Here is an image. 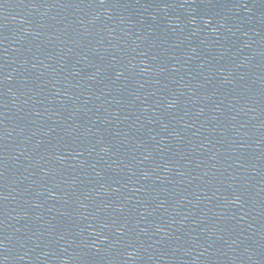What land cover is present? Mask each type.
I'll use <instances>...</instances> for the list:
<instances>
[{"label":"water","instance_id":"water-1","mask_svg":"<svg viewBox=\"0 0 264 264\" xmlns=\"http://www.w3.org/2000/svg\"><path fill=\"white\" fill-rule=\"evenodd\" d=\"M0 264H264V0H0Z\"/></svg>","mask_w":264,"mask_h":264}]
</instances>
